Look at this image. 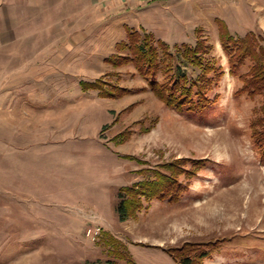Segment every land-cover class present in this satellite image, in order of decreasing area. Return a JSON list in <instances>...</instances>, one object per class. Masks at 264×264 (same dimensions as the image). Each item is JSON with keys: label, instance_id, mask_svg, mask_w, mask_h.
Masks as SVG:
<instances>
[{"label": "rangeland", "instance_id": "obj_1", "mask_svg": "<svg viewBox=\"0 0 264 264\" xmlns=\"http://www.w3.org/2000/svg\"><path fill=\"white\" fill-rule=\"evenodd\" d=\"M109 5L91 30L79 25L82 31L55 51H0V264H104L111 258L100 232L123 243L137 264H175L168 248L210 241L222 247L204 264H264V159L249 127L264 89L237 93L242 82L229 74L219 41V21L235 38L264 33V0ZM133 31L170 51L206 42L203 57L221 73L207 109H169L132 65L105 62ZM249 68L246 62L241 73ZM101 77L130 93L103 99L81 91L80 81ZM125 129L131 136L116 145ZM178 159L206 161L194 178H179L187 188L179 201L155 199L120 221L119 189L141 180L137 170Z\"/></svg>", "mask_w": 264, "mask_h": 264}, {"label": "trees", "instance_id": "obj_2", "mask_svg": "<svg viewBox=\"0 0 264 264\" xmlns=\"http://www.w3.org/2000/svg\"><path fill=\"white\" fill-rule=\"evenodd\" d=\"M219 41L228 57L229 74L239 77L242 82L237 93H247L252 97L261 92L264 89V33L248 32L241 38H235L227 25L219 21ZM205 44L204 40L199 39L194 47L186 44L174 45L175 51H170L164 42L155 41L150 34L141 35L133 31L127 34L126 41L116 46L117 53L105 59V62L113 68L132 65L147 82V88L167 108L193 115L203 112L212 103L208 91L212 88V83L221 77V73H217L219 69H215L212 63L203 57L207 50ZM246 62L250 63V68L242 74L241 69ZM187 66L191 67L195 74H188L185 70ZM212 73L216 74L210 78ZM79 85L82 92L94 91L103 99H119L130 93L128 88L103 77L94 81H80ZM134 106L130 105L121 112L128 113ZM116 120L117 116L114 121ZM249 127L253 146L259 157L264 159V106ZM148 130L143 128L144 132ZM131 134L130 129H125L116 135L113 141L116 145L123 144ZM125 158L146 165V162L135 157ZM186 163L191 165L189 169H186ZM204 168L206 161L190 162L178 159L160 163L153 168L143 167L137 170L136 174L141 180L119 189L114 214L120 221H125L134 218L145 203L155 199L178 202L187 190L179 178L185 176L192 179ZM98 238H101V243L111 258L104 264H137L123 243L116 238L104 232H100ZM221 247L220 241H210L185 243L166 251L175 264H204L207 259L218 253Z\"/></svg>", "mask_w": 264, "mask_h": 264}, {"label": "crops", "instance_id": "obj_3", "mask_svg": "<svg viewBox=\"0 0 264 264\" xmlns=\"http://www.w3.org/2000/svg\"><path fill=\"white\" fill-rule=\"evenodd\" d=\"M112 1L0 0V51H55L82 31L79 25L91 30Z\"/></svg>", "mask_w": 264, "mask_h": 264}, {"label": "clouds", "instance_id": "obj_4", "mask_svg": "<svg viewBox=\"0 0 264 264\" xmlns=\"http://www.w3.org/2000/svg\"><path fill=\"white\" fill-rule=\"evenodd\" d=\"M217 48L219 49V48H220V46H219V45H217ZM224 59H225V61H226V59H227V58H226V56L224 57Z\"/></svg>", "mask_w": 264, "mask_h": 264}, {"label": "built area", "instance_id": "obj_5", "mask_svg": "<svg viewBox=\"0 0 264 264\" xmlns=\"http://www.w3.org/2000/svg\"><path fill=\"white\" fill-rule=\"evenodd\" d=\"M144 1H148V0H144Z\"/></svg>", "mask_w": 264, "mask_h": 264}]
</instances>
